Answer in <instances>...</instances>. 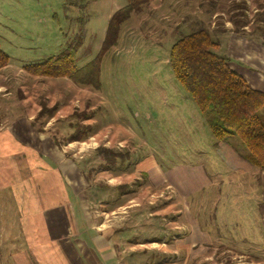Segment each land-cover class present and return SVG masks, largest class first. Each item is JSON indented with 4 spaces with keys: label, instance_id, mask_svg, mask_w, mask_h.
Segmentation results:
<instances>
[{
    "label": "rangeland",
    "instance_id": "374dc122",
    "mask_svg": "<svg viewBox=\"0 0 264 264\" xmlns=\"http://www.w3.org/2000/svg\"><path fill=\"white\" fill-rule=\"evenodd\" d=\"M125 4L0 0V50L8 57L0 70V264H74L67 246L79 237L70 236L69 223L81 227L84 219L112 224L119 237L112 242L127 264H253L250 246L264 257L258 209L251 191L232 189L235 175L223 163L231 160L216 157L230 150L226 143L240 153L246 149L237 136L219 144L210 134L168 55L173 42L198 28L209 31L216 53L226 59L229 33L264 45V0H152L121 25L116 44L101 58L100 89L24 70L68 45H76V68L85 66L100 50L108 18ZM42 108L54 109L50 119L38 115ZM78 133L86 137L65 143ZM108 155L117 157L107 165L111 175L98 171ZM149 161L166 175L178 172L169 183L188 182L193 191L183 198L172 186L153 187L139 177ZM122 173V185L113 191L109 177ZM43 205L54 206L67 222L68 244L59 256L50 252L52 235L43 236ZM197 230L227 244L225 252L212 249L199 257L208 241ZM87 257L82 253L91 264Z\"/></svg>",
    "mask_w": 264,
    "mask_h": 264
},
{
    "label": "trees",
    "instance_id": "16d2710c",
    "mask_svg": "<svg viewBox=\"0 0 264 264\" xmlns=\"http://www.w3.org/2000/svg\"><path fill=\"white\" fill-rule=\"evenodd\" d=\"M151 1L126 0L124 7L108 18L100 50L85 66L76 68V45H68L59 55L39 64L25 66L24 70L33 76L66 78L79 86L100 89L101 58L116 44L121 25ZM212 40L205 28H198L177 39L169 50L170 70L201 111L216 141L237 136L246 149V159L258 172H264V94L251 89L228 67L227 59L216 53L218 45ZM7 61L8 57L0 50V70L8 65ZM51 112L54 109L42 108L38 115H46L50 119ZM77 128L81 130V127ZM37 131L44 133L41 129ZM85 137L79 133L69 135L65 143L79 142ZM51 140L59 146L55 138ZM99 151L104 152L105 156L106 149ZM115 159V155H108L98 171H107V165L111 168Z\"/></svg>",
    "mask_w": 264,
    "mask_h": 264
},
{
    "label": "crops",
    "instance_id": "0c3cea01",
    "mask_svg": "<svg viewBox=\"0 0 264 264\" xmlns=\"http://www.w3.org/2000/svg\"><path fill=\"white\" fill-rule=\"evenodd\" d=\"M236 8L237 7L235 6L234 9ZM224 28L226 29V32L229 31L226 28V26ZM227 35H228V39L225 40L226 46H227L225 50L226 51L225 54L228 59V67L238 76H240L242 80H244L251 89L259 91V93L264 94V45H262L261 42L253 41L249 37H243L238 34L234 35L232 33H229ZM38 140H40V138H38ZM41 141L43 142L45 146H47L45 144L46 141L44 140H41ZM223 142L224 141H221L219 142V144ZM224 146L230 150L226 151V153H224L223 155L222 153H219V154L217 153L216 157L221 162H223L222 156L225 158L228 157L231 160V161L229 160L230 162H227L226 160H224L225 162L223 163H224V166L228 168L229 173L231 175L232 174L235 175V177L232 178V182L236 183L234 187L232 188L233 190L251 191V194L253 195L252 199L254 201L255 206L258 209L256 212L259 215V217L256 220H257V223H259V220H260L261 232L259 234L260 235L259 238H260V242L263 243L262 251H264V172H258V170L255 169L254 166L250 164V162L246 159V153H240V152L233 150L232 148L228 147V146H231V145H228V143H226ZM42 153H43L42 151H37V154L42 155ZM150 162L151 161L147 162L149 165L145 163V164H142V167H139V171L141 173L142 171H144L143 172L144 174L142 173L143 175L139 177L141 178L146 177L145 180L147 179L150 180V183L154 185L153 187H157V188L163 187V184H164L165 189H168L170 191L172 188L177 189L183 198H185V196L189 192L193 191L190 188V185L188 182L180 181V182H175V184L169 183V181L167 180L168 177L170 176L171 178L169 179H174V175H178L179 174L178 172H173V173L170 172L168 173V175H166L165 173H161L162 171L158 169L157 165H153ZM70 169L71 167L66 166V165L63 167V170L69 171ZM75 169L77 170L76 166H75ZM61 172H62V168H61ZM70 174H71V177H75V174L72 169L70 171ZM183 174L184 173L181 172L180 175L183 176ZM105 175H111V172L105 171ZM122 175L125 176V173L118 174V176H113V178H110L109 176H107L109 177L110 181L112 180L115 183L114 187L112 185H108L112 187L110 189H114L113 191L119 190L120 188L119 186L122 185V183H120V180H122L121 179L122 177L120 176ZM160 177L162 178L161 182L158 184L155 183L154 181L156 179L160 180L161 179ZM242 181H246V185L241 186ZM72 192H74V190ZM52 196L54 197L55 195L52 194ZM249 198L250 197L247 198V201L250 200ZM118 203L117 201L115 203L117 204V206L119 205L118 207H121L120 204H123V203H119V204ZM42 207L43 208H41V213H40L41 218L40 219L43 220V226H44L42 229L44 233L43 236L50 237L52 235L53 241L51 240V242H48L50 244L49 245L51 249L50 252L53 253L54 255L56 254L57 256H59L62 254V247L67 246L68 244L67 234L69 235V229L66 230L64 228V225L67 224V222L63 221L62 219L63 216L62 214L60 216V212L54 213L55 211V208H53L54 206L53 207L48 206L49 207L48 209L44 207V205ZM58 210L60 211V208ZM86 221H87V218H86ZM105 223L106 222H103L101 225L94 226L92 224L90 225L88 221L85 223V219H84V225L81 227H79L77 223L75 224V226L72 222L69 223V227L71 229L70 231L72 232L70 236L79 237V239L76 240L77 244H75V246H72L70 244L67 246L69 247L68 251L73 252L74 257H72V259H73L74 264H90V262L86 258H82V253H86L88 255L87 258L91 259V264H127V262L123 260V258L119 257L122 252L120 253V249L116 248L117 245L114 244V242H112L113 240L115 242H118L119 237L117 236L116 237L117 240H116V238L114 237V230L112 231V224L110 223V225L108 224L105 225ZM33 226L35 225L33 224ZM117 230H120V229H117ZM197 231L199 233L200 239H205L208 241V244H207L208 247H203V251L198 253L199 257L201 256L203 257L204 255H207L208 253L210 254L212 252L211 251L212 249H213L212 253L219 251V250L221 251V253L225 252L227 248H225L224 251L222 250L224 246H226L227 244H224V242H221V240H219L218 237H215L210 240L209 235H207L205 232L199 231V230ZM88 233L91 235L92 233H94L95 236H93L92 239L89 240L87 238ZM218 242L220 243L218 244ZM230 242L231 244L234 243L233 241H230ZM213 243L217 247L214 246L215 248H212ZM218 245L221 246L222 249L219 248ZM234 248L236 250L238 247L236 246ZM250 248L251 250L248 253L253 254V257H252L253 262L251 263L264 264V261H259V259L262 260L264 259V257L259 258L258 255L256 256V253L258 252L259 248L252 247V246H250ZM122 251L126 252V249H123ZM183 251L185 250L183 249L182 252ZM234 252H236L237 255L240 254L238 251H234ZM93 253L95 254L94 258H96L97 260H94L92 256ZM262 256H264V254Z\"/></svg>",
    "mask_w": 264,
    "mask_h": 264
}]
</instances>
